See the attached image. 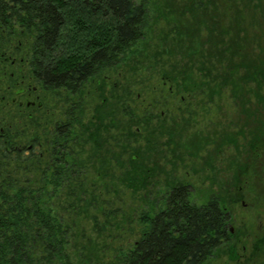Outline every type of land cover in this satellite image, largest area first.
Instances as JSON below:
<instances>
[{"label":"rangeland","instance_id":"rangeland-1","mask_svg":"<svg viewBox=\"0 0 264 264\" xmlns=\"http://www.w3.org/2000/svg\"><path fill=\"white\" fill-rule=\"evenodd\" d=\"M147 2L145 37L118 65L90 78L79 96L44 90L20 74L19 68L28 72L26 64L0 59V123H17L27 132L25 142L38 136L45 150V132L68 119L69 100L81 104L67 170L46 173V158H37L29 160L21 180L49 185L50 201L69 227V264H117V255L140 238L143 216L164 207L179 183L190 186L194 203L215 193L229 200L231 240L205 264H264V183L259 194L250 192L240 173L254 128L240 112L241 73L217 68L229 50L205 51L195 25L191 37L182 34L187 42L181 39L191 0ZM30 41L23 38V54ZM29 85L38 87L32 107L26 106L27 94H17ZM151 114L150 128L135 124Z\"/></svg>","mask_w":264,"mask_h":264},{"label":"trees","instance_id":"trees-1","mask_svg":"<svg viewBox=\"0 0 264 264\" xmlns=\"http://www.w3.org/2000/svg\"><path fill=\"white\" fill-rule=\"evenodd\" d=\"M184 12L189 16L183 18L181 39L183 33L191 37L195 25L205 51L229 50L217 68L241 73L236 78L245 84L240 112L247 116V127L254 128L240 173L250 192L259 194L256 188L264 183V0H191ZM148 23L147 0H0V59L26 64L28 72L19 68L20 74L44 90L79 96L90 78L118 65L145 37ZM28 36L29 49L23 54V38ZM252 82L255 89L247 87ZM34 87L26 90L33 94ZM69 102L68 119L45 132V150L38 136L25 142L27 132L17 123H0V264L71 263L69 227L50 201L49 185L30 186L21 180L30 170L29 160L32 164L37 158L41 163L46 158V173L67 170L81 105L73 98ZM152 118L135 124L148 129ZM191 192L187 184L172 187L165 206L143 216L140 238L117 255V264H205L229 243V200L215 193L198 204L191 201Z\"/></svg>","mask_w":264,"mask_h":264},{"label":"flooded vegetation","instance_id":"flooded-vegetation-1","mask_svg":"<svg viewBox=\"0 0 264 264\" xmlns=\"http://www.w3.org/2000/svg\"><path fill=\"white\" fill-rule=\"evenodd\" d=\"M29 89H31V88H29ZM33 90L37 91V88L34 87ZM26 92H27V98H26L27 105H29V106L30 105H32V106L35 105L36 104L35 100H31L30 99V97L32 96V92L31 91H27L25 86L21 87V89L19 90V95L26 94ZM38 105H41V103H39Z\"/></svg>","mask_w":264,"mask_h":264}]
</instances>
